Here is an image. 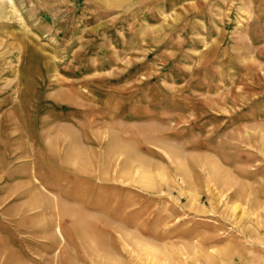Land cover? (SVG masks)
I'll use <instances>...</instances> for the list:
<instances>
[{
  "label": "rangeland",
  "instance_id": "374dc122",
  "mask_svg": "<svg viewBox=\"0 0 264 264\" xmlns=\"http://www.w3.org/2000/svg\"><path fill=\"white\" fill-rule=\"evenodd\" d=\"M0 264H264V0H0Z\"/></svg>",
  "mask_w": 264,
  "mask_h": 264
},
{
  "label": "bare ground",
  "instance_id": "6f19581e",
  "mask_svg": "<svg viewBox=\"0 0 264 264\" xmlns=\"http://www.w3.org/2000/svg\"><path fill=\"white\" fill-rule=\"evenodd\" d=\"M79 148H80V146L79 147H76V148H74L76 151L77 150H79ZM72 150H73V148H72ZM72 150H70V147H68V145L66 144L65 145V149H64V154L66 155V154H68V153H70ZM80 150L82 151V149L80 148ZM83 150H84V148H83ZM80 152V151H79ZM77 153H78V151H77ZM71 154V153H70ZM69 155V154H68Z\"/></svg>",
  "mask_w": 264,
  "mask_h": 264
}]
</instances>
